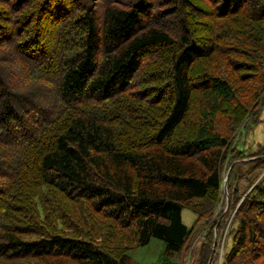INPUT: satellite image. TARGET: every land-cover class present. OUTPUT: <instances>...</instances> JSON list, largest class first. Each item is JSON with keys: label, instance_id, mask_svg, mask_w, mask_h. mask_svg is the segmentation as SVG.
<instances>
[{"label": "trees", "instance_id": "16d2710c", "mask_svg": "<svg viewBox=\"0 0 264 264\" xmlns=\"http://www.w3.org/2000/svg\"><path fill=\"white\" fill-rule=\"evenodd\" d=\"M263 93L264 0H0V264L179 258L204 225L207 264L231 165L221 264H264Z\"/></svg>", "mask_w": 264, "mask_h": 264}, {"label": "rangeland", "instance_id": "374dc122", "mask_svg": "<svg viewBox=\"0 0 264 264\" xmlns=\"http://www.w3.org/2000/svg\"><path fill=\"white\" fill-rule=\"evenodd\" d=\"M262 114L264 115V111L262 112ZM263 115L261 116L264 117ZM241 140L243 142L239 146L241 148H247V152L257 149L259 145H264V122H259L257 124L249 123V125L242 130ZM228 168L225 170L224 178L226 177ZM246 168H247V164L239 165L237 167V174L242 176L241 178H244L245 175L247 174L248 178H250L251 180L255 175H258L257 177V181H258L264 176V170L260 174H259V170H254V173L252 172L245 173ZM241 178L239 179L241 180V183L245 182V178L244 179ZM226 188H227V183H226ZM222 191L224 194L222 204H224L226 210L224 209V212L218 217L219 220L218 225L221 219L224 217L230 204V201L227 204V199L229 198L224 190V181L222 183ZM227 214L228 215L225 216V226L221 227L219 232H218V227L216 231L214 230L215 233L217 234V244L214 249V253L210 261V264H217V263L221 264L222 252H223L222 247L234 211L230 213L227 212ZM195 218H196V213L194 211H192L189 208H183L182 221L188 227H190L193 224ZM206 226L207 225L201 226V228L197 231L195 237L191 241L189 249L183 252L179 258H172V257L168 258V256H166L164 253V246H165L164 240L157 237H152L150 241L145 245L132 248L129 251V253L134 259L144 264H192L193 260L198 255L200 245L202 244V242L206 240V236H205L206 231H204ZM229 242L230 240L228 239L227 246L229 245ZM213 259H215L216 262H214Z\"/></svg>", "mask_w": 264, "mask_h": 264}, {"label": "water", "instance_id": "95a60500", "mask_svg": "<svg viewBox=\"0 0 264 264\" xmlns=\"http://www.w3.org/2000/svg\"><path fill=\"white\" fill-rule=\"evenodd\" d=\"M231 167L232 165L228 168L227 170V173H226V177L224 178V190H225V193H227V188H226V183L228 181V176H229V173H230V170H231ZM229 203V199H227V204ZM226 210V209H225ZM219 221V220H218ZM217 227H218V222L215 226V231L217 230ZM216 244H217V234L215 233V237H214V241H213V247H212V252H211V256L207 262V264H210V261L212 259V256H213V253H214V249L216 247Z\"/></svg>", "mask_w": 264, "mask_h": 264}, {"label": "crops", "instance_id": "0c3cea01", "mask_svg": "<svg viewBox=\"0 0 264 264\" xmlns=\"http://www.w3.org/2000/svg\"><path fill=\"white\" fill-rule=\"evenodd\" d=\"M261 105H262L261 115H263L262 112L264 111V93L262 94V97H261ZM262 118H264V117H262Z\"/></svg>", "mask_w": 264, "mask_h": 264}, {"label": "built area", "instance_id": "2783aa9c", "mask_svg": "<svg viewBox=\"0 0 264 264\" xmlns=\"http://www.w3.org/2000/svg\"><path fill=\"white\" fill-rule=\"evenodd\" d=\"M222 249H223V247H222Z\"/></svg>", "mask_w": 264, "mask_h": 264}]
</instances>
